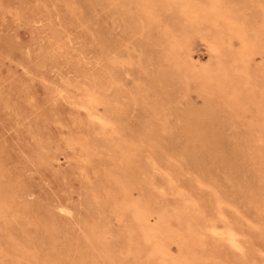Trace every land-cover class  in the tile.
<instances>
[{
    "label": "rangeland",
    "instance_id": "rangeland-1",
    "mask_svg": "<svg viewBox=\"0 0 264 264\" xmlns=\"http://www.w3.org/2000/svg\"><path fill=\"white\" fill-rule=\"evenodd\" d=\"M168 260L264 264V0H0V264Z\"/></svg>",
    "mask_w": 264,
    "mask_h": 264
},
{
    "label": "bare ground",
    "instance_id": "bare-ground-1",
    "mask_svg": "<svg viewBox=\"0 0 264 264\" xmlns=\"http://www.w3.org/2000/svg\"><path fill=\"white\" fill-rule=\"evenodd\" d=\"M199 13V12H198ZM97 116V115H96ZM95 116V117H96ZM100 118V117H99ZM102 118V117H101ZM106 120H107V118H106ZM146 205V204H145ZM137 211V213H140V211H139V209H137L136 210ZM136 219H137V221L138 222H141V223H144L145 221H146V217H145V215L143 214V213H141V214H138L137 216H136ZM145 237H146V239H147V241H152L153 240V236L151 235V230L147 227V228H145ZM231 239H233V238H231ZM231 241H233V240H231ZM160 251V250H159ZM162 252V251H161ZM150 253L152 254V255H154V251H150ZM168 254V253H167ZM167 264H181V262L180 261H178V260H168L167 262H166Z\"/></svg>",
    "mask_w": 264,
    "mask_h": 264
}]
</instances>
